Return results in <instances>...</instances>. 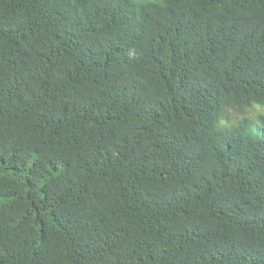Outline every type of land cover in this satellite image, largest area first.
I'll list each match as a JSON object with an SVG mask.
<instances>
[{
    "label": "trees",
    "instance_id": "1",
    "mask_svg": "<svg viewBox=\"0 0 264 264\" xmlns=\"http://www.w3.org/2000/svg\"><path fill=\"white\" fill-rule=\"evenodd\" d=\"M0 264H264V0H0Z\"/></svg>",
    "mask_w": 264,
    "mask_h": 264
}]
</instances>
